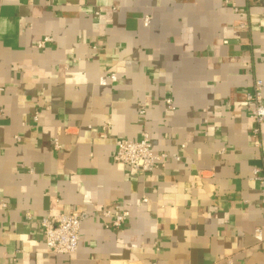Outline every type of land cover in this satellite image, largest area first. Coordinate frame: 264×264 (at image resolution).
<instances>
[{"label":"crops","instance_id":"1","mask_svg":"<svg viewBox=\"0 0 264 264\" xmlns=\"http://www.w3.org/2000/svg\"><path fill=\"white\" fill-rule=\"evenodd\" d=\"M257 79L262 0H0V264H264ZM143 130L149 173L114 159ZM77 209L50 252L42 217Z\"/></svg>","mask_w":264,"mask_h":264},{"label":"built area","instance_id":"2","mask_svg":"<svg viewBox=\"0 0 264 264\" xmlns=\"http://www.w3.org/2000/svg\"><path fill=\"white\" fill-rule=\"evenodd\" d=\"M262 2L264 4V0ZM149 21L150 17L148 16L145 18V25H148ZM45 40H49V37H46ZM112 78L115 79V75H112ZM263 85V80L257 79L254 84V91L248 94L247 97L249 114L257 123L264 122ZM168 102L171 103V100H168ZM55 145L58 146V142ZM165 156V154L154 152L151 136L147 130L142 131L139 139L122 138L116 141L115 161L133 170L149 173L157 168L159 161ZM253 175L259 181L264 193V168L256 167ZM6 206L7 203L0 204V208ZM129 214L127 209L116 206L114 209L106 210L103 215L108 218L114 216L113 220L106 224L107 227L119 228L126 221ZM82 221V213L78 209L69 212L48 211L40 221L47 249L57 254H75L79 249ZM255 237L259 241L264 240L261 228L256 229Z\"/></svg>","mask_w":264,"mask_h":264}]
</instances>
